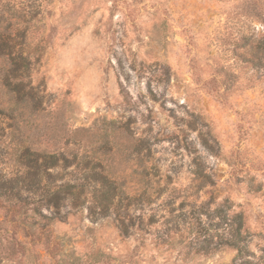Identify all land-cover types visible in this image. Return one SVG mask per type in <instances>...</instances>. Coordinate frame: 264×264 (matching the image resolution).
I'll return each instance as SVG.
<instances>
[{
	"label": "rangeland",
	"instance_id": "374dc122",
	"mask_svg": "<svg viewBox=\"0 0 264 264\" xmlns=\"http://www.w3.org/2000/svg\"><path fill=\"white\" fill-rule=\"evenodd\" d=\"M33 155L0 264H264V0H0V173Z\"/></svg>",
	"mask_w": 264,
	"mask_h": 264
},
{
	"label": "trees",
	"instance_id": "16d2710c",
	"mask_svg": "<svg viewBox=\"0 0 264 264\" xmlns=\"http://www.w3.org/2000/svg\"><path fill=\"white\" fill-rule=\"evenodd\" d=\"M31 152L29 148L25 149V154ZM35 154V153H34ZM34 159L29 160L26 165V172L23 175V181L19 182L6 178L0 173V197L5 198L7 201L17 200L20 201L23 198V189L18 188L19 183H22L24 187L28 188L26 193H33L36 189H40L41 182L44 176H47L50 184H53L59 177H63L61 174H53L48 172V169L58 166V160L53 156L45 155L40 158L41 155H33ZM43 160V162H41ZM50 166V167H49ZM44 168V169H43ZM46 168V169H45ZM95 177V176H94ZM104 178V177H101ZM55 183V182H54ZM46 186V185H45ZM17 188L19 190H17ZM44 191L48 194L47 198L49 202L54 204V207H59L60 203L66 196H73L79 194L81 191L77 190V186L70 183L59 184L54 191L44 187ZM41 190V189H40ZM52 191V192H51ZM104 198L108 195V191H103ZM2 199V198H0ZM1 226V222H0Z\"/></svg>",
	"mask_w": 264,
	"mask_h": 264
}]
</instances>
